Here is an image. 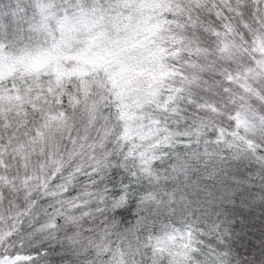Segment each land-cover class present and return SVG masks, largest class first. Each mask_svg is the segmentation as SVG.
I'll list each match as a JSON object with an SVG mask.
<instances>
[{
    "label": "snow or ice",
    "instance_id": "obj_1",
    "mask_svg": "<svg viewBox=\"0 0 264 264\" xmlns=\"http://www.w3.org/2000/svg\"><path fill=\"white\" fill-rule=\"evenodd\" d=\"M0 264H264V0H9Z\"/></svg>",
    "mask_w": 264,
    "mask_h": 264
},
{
    "label": "trees",
    "instance_id": "obj_2",
    "mask_svg": "<svg viewBox=\"0 0 264 264\" xmlns=\"http://www.w3.org/2000/svg\"><path fill=\"white\" fill-rule=\"evenodd\" d=\"M9 0H5L4 4H0V9L7 7Z\"/></svg>",
    "mask_w": 264,
    "mask_h": 264
}]
</instances>
